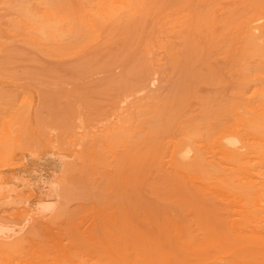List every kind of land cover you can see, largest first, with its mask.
I'll list each match as a JSON object with an SVG mask.
<instances>
[{"label":"rangeland","instance_id":"1","mask_svg":"<svg viewBox=\"0 0 264 264\" xmlns=\"http://www.w3.org/2000/svg\"><path fill=\"white\" fill-rule=\"evenodd\" d=\"M86 1L93 7L99 0ZM133 3L112 19H99L95 10L92 21L82 17L80 0H0V134L16 109H31L36 122L35 130L21 125L6 162L15 175L50 181L62 168L54 150L69 151L73 195L82 192L68 203L75 218L99 203L121 205L133 220V234L117 239L126 253L120 264H146L142 251L160 264H198L196 249L206 240L202 218L160 158L167 160L166 146L181 137L183 124L205 139L217 131L221 107L246 77L262 89L257 94L264 91L258 59L264 60V21L259 37L249 32L264 14V0ZM45 23L53 28L41 34L36 27ZM82 143L101 145L103 159H73ZM223 236L228 243L227 229ZM226 245L215 253L237 264Z\"/></svg>","mask_w":264,"mask_h":264},{"label":"bare ground","instance_id":"2","mask_svg":"<svg viewBox=\"0 0 264 264\" xmlns=\"http://www.w3.org/2000/svg\"><path fill=\"white\" fill-rule=\"evenodd\" d=\"M80 1L82 17L92 21L97 18L95 10L99 19H112L117 16L118 8L134 4L133 0H110L109 3L99 0L91 7L86 0ZM44 14L52 17L49 11ZM263 21L264 14L251 21L249 32L254 38L259 37L256 31L261 29L262 24L258 23ZM52 28V24L45 23L36 30L47 34ZM258 59L264 69V60ZM253 82L246 77L221 107L225 118L217 131L205 139L190 122L183 124L181 137L166 146L167 160L160 158L172 184L184 195L189 207L196 209L197 217L202 218L206 240L196 249L198 264H224V256L215 250L226 244L237 264L264 260V233L260 230L264 222V91L257 94L262 89ZM31 111L16 109L1 123L0 264H120L121 256L126 253L117 249V239L133 234V220L121 205L113 209L99 203L75 218L77 213L70 211L68 203L73 204L71 196L76 199L82 192L77 191L76 197L73 195L69 151L54 150V157L62 168L50 181L42 175L35 179L15 175L9 169L11 164L6 160L11 156L5 149L18 140L21 125L30 124L36 129L35 120H29ZM119 130L128 135L127 130L121 127ZM107 138L113 139L111 132ZM80 147L72 153L73 159L87 158L93 163L100 157L97 153L101 145L87 147L82 143ZM225 229L230 233L228 243L222 237ZM140 257L146 264H160L143 251Z\"/></svg>","mask_w":264,"mask_h":264}]
</instances>
